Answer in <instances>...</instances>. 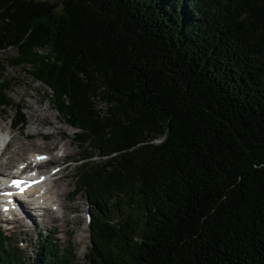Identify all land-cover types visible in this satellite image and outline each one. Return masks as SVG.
Listing matches in <instances>:
<instances>
[{"label":"trees","instance_id":"16d2710c","mask_svg":"<svg viewBox=\"0 0 264 264\" xmlns=\"http://www.w3.org/2000/svg\"><path fill=\"white\" fill-rule=\"evenodd\" d=\"M7 48L105 160L77 175L84 263L0 231V264H264V0H0Z\"/></svg>","mask_w":264,"mask_h":264},{"label":"rangeland","instance_id":"374dc122","mask_svg":"<svg viewBox=\"0 0 264 264\" xmlns=\"http://www.w3.org/2000/svg\"><path fill=\"white\" fill-rule=\"evenodd\" d=\"M50 1L55 3L56 10H62V0ZM16 51V48H7L0 51V62L4 67L2 75L4 79L10 80L7 95L13 102V105L7 108L0 107V126H2L4 130H10L9 125L11 123V118L16 110L14 104H20L23 108V112L27 116V124L22 130L16 129L12 133L7 134L8 139L11 140L13 136L14 138L10 141L11 146H9L6 151V158L2 166H0V170L5 171V169L13 168L18 160L27 156V154H25L24 157L17 158L18 160H8L9 157L15 156L11 152L19 146H25L26 153L28 154L31 153V149H34L40 152L52 151V153L55 152L57 156L59 150H62V148L63 150H65L64 148H69L71 149V156L68 159L71 163L66 161L67 170L65 168L66 171L64 170L63 173L55 177L53 181L50 182L52 188H48L52 190L51 197L55 200L59 199L58 203L61 204L63 202L65 206V208H62L57 214L60 217L58 222H54L53 225H48L41 219L34 218V222L31 225L20 226L9 221L7 224H0V231H4L6 235L10 236L12 243L20 247L27 255V258L33 254L35 239L39 237L41 232L47 233V235L58 233L55 235L60 243L63 246H67L70 243L73 244L78 259L84 263L85 255L89 251L92 243L91 230L86 216H88L89 213L88 205H91L93 202L87 197L84 191L77 194L74 193V196L71 195L78 185L77 175L79 168L76 167H80L90 161H104L105 156L99 158L96 156L90 159L95 152H86L85 148L87 145L83 144V147L80 145L81 142L76 136V131H79V129L70 125L67 120L63 118V115L54 107L49 98L50 91L48 86L36 80L23 68V66L8 63V58L15 55ZM98 105L104 106L101 102H99ZM1 109L4 111L2 112ZM38 119L39 121H37ZM45 122H48L49 125H43ZM59 127L62 128L65 135H58ZM37 131L42 132L44 135H32L28 137L29 133ZM46 136H49V138ZM155 141L160 142V137ZM85 157L89 158V160ZM58 186L64 187L67 190L66 195L62 196V198H58L59 195L56 194ZM46 218L49 219L50 217L48 216ZM8 225H10L9 228H7Z\"/></svg>","mask_w":264,"mask_h":264},{"label":"bare ground","instance_id":"6f19581e","mask_svg":"<svg viewBox=\"0 0 264 264\" xmlns=\"http://www.w3.org/2000/svg\"><path fill=\"white\" fill-rule=\"evenodd\" d=\"M37 121H39V119ZM40 125H41V122H40ZM43 125L46 126V125H49V124H48V122H45V123H43ZM9 127H10V129L12 128V126H9ZM0 131H5L2 126H0ZM40 131L33 132V133H29L28 134V137H31L32 135L33 136L34 135H38V136H41L42 135L43 136L44 134H42V132H40ZM12 132H13V130L11 129V133ZM58 135H65L64 134V131L60 127H59V130H58ZM46 137L49 138V136H46ZM13 138H14V136L12 137V139ZM12 139L8 141L7 147L5 149V153H4V155H2L0 157V166H2V163H3L4 159L6 158V151L9 148V146H11V142L10 141H12ZM80 145L82 146L83 144L80 143ZM64 149L65 150H63V148H62V150H59V152H62L63 153V156H66L67 159H68L71 156V152H70L71 149H69V148H64ZM30 151H31V153H37L38 155L47 154L48 152H51L52 153V151L40 152V151L34 150V149H31ZM11 153H13L15 156L9 157L8 158L9 161L18 160L17 158H22V157H24L25 154L28 155V153H26V147L25 146H19L17 149H15L14 151H12ZM31 153H29V154H31ZM52 154H53V157L52 158H57L58 157L55 152H53ZM41 166L42 167H39L37 169V171H39V172L46 171V169H45V163H42ZM78 167L79 166H77L76 168H78ZM65 168H66V162H65L64 166L56 174H53V175H51L49 177V183L52 182L55 177H57L61 173H63V171L65 170ZM10 170H12V169L11 168L10 169H5V171H1L0 170V174L3 175V174H5L6 172H8ZM66 170H67V168H66ZM13 172H16V171H13ZM64 175H66V174H64ZM11 179H15V178L11 177ZM76 190H77V187L74 190V192L71 194L72 196H74V193H75ZM51 191L52 190H50V189H48V192L45 189L37 190V196H36L37 198L36 197H34V199L29 198V199L26 200V202L22 203L20 205V207H18L16 209V217H14V221H13L14 224H17V225H20V226H25V225L29 226V225H31L34 222V215H35V213L32 210L37 211V215L39 216V218L44 223H46L48 225H53L54 222H58L59 219H60V217L57 214L62 210V208H65V206H64V203L63 202L61 204L58 203L59 202L58 201L59 199L58 200H55L54 198L51 197ZM66 191L67 190L64 187L58 186L57 191H56V194L59 195L58 198H60V197L62 198V196L66 195ZM33 200H34V202H33ZM38 200L44 201L45 202L44 205H36V202ZM30 205H33V207H30ZM62 215H63V213H62ZM48 216L50 217L49 219L46 218ZM9 219H11V218H9ZM0 220H2V219H0Z\"/></svg>","mask_w":264,"mask_h":264},{"label":"snow or ice","instance_id":"6c2138e0","mask_svg":"<svg viewBox=\"0 0 264 264\" xmlns=\"http://www.w3.org/2000/svg\"><path fill=\"white\" fill-rule=\"evenodd\" d=\"M38 159H43V157H38ZM12 184H13V186H15V187H20V184H21V182H19V181H12Z\"/></svg>","mask_w":264,"mask_h":264},{"label":"water","instance_id":"95a60500","mask_svg":"<svg viewBox=\"0 0 264 264\" xmlns=\"http://www.w3.org/2000/svg\"><path fill=\"white\" fill-rule=\"evenodd\" d=\"M14 1H17V0H14Z\"/></svg>","mask_w":264,"mask_h":264}]
</instances>
